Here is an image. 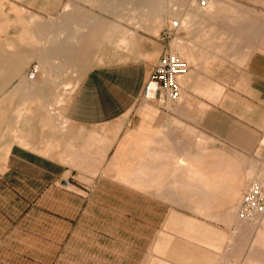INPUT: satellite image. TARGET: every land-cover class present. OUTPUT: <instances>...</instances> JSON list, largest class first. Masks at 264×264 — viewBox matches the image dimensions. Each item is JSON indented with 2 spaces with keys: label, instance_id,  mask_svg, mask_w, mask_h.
Listing matches in <instances>:
<instances>
[{
  "label": "crops",
  "instance_id": "1",
  "mask_svg": "<svg viewBox=\"0 0 264 264\" xmlns=\"http://www.w3.org/2000/svg\"><path fill=\"white\" fill-rule=\"evenodd\" d=\"M183 1L0 0V114L3 91L25 98L0 140V264L225 261L226 223L264 167V51L208 68L188 53L174 109L142 121L162 30L172 15L194 17ZM236 29L257 31L243 19ZM236 219L240 237L257 228L238 264H264L251 250L264 246V215Z\"/></svg>",
  "mask_w": 264,
  "mask_h": 264
},
{
  "label": "rangeland",
  "instance_id": "2",
  "mask_svg": "<svg viewBox=\"0 0 264 264\" xmlns=\"http://www.w3.org/2000/svg\"><path fill=\"white\" fill-rule=\"evenodd\" d=\"M259 7L256 8L255 5ZM180 6L188 11L194 13V17L189 16L186 13L184 16H170L168 21L172 19H180L182 21V28L188 27L186 36L178 35L176 38L181 40V45L184 50L181 53L184 57H187L188 53H194V56L204 59L208 68L209 64L218 61L219 63H232L237 61L238 56L245 55L253 52L255 47H263L264 51V10L261 11V7H264V0H241V1H229V0H208L206 11H201L196 4V0H185L180 2ZM258 10V11H257ZM243 19L250 21L256 27V33L251 39L242 37L236 29L237 21ZM191 35L192 38L191 39ZM248 42V45L244 49H230L224 48L227 45H241L242 42ZM172 44L174 42L172 41ZM185 46V47H184ZM248 46L250 48H248ZM173 48L175 46L173 45ZM190 62H194L193 57L188 58ZM7 83H2V89L9 87ZM20 93V91H18ZM8 95V96H7ZM25 98L18 96L9 97V92L3 91V97L1 98V114H0V140L4 143L7 141L12 129L13 124L17 116V112L24 102ZM135 115L141 117L142 121L153 122L155 120H161L160 115H168L166 112L169 109H174V105H167L165 108L158 105L156 102L144 101L139 99L135 106ZM169 116V115H168ZM166 119V118H163ZM168 121V119H166ZM264 143V142H263ZM4 149V146L2 147ZM258 157L264 158L263 153H259ZM245 163V161H243ZM262 162L257 163V168L247 178L248 185L255 179L264 176V167H260ZM264 164V163H263ZM263 179V178H262ZM264 180V179H263ZM243 189V190H244ZM237 207H235L234 219L230 224L226 223V255L225 261L241 260V257L250 251L251 239L257 234V231H247L245 235L240 237L239 233L232 232L234 225L237 223L236 219ZM195 216H204V214L197 210L192 211ZM224 214V211L222 212ZM192 214V213H191ZM263 220L258 227L263 226ZM251 250L257 251L258 256L262 255L264 246L260 243L254 242ZM239 251L237 256L232 253ZM264 258V256H263Z\"/></svg>",
  "mask_w": 264,
  "mask_h": 264
},
{
  "label": "built area",
  "instance_id": "3",
  "mask_svg": "<svg viewBox=\"0 0 264 264\" xmlns=\"http://www.w3.org/2000/svg\"><path fill=\"white\" fill-rule=\"evenodd\" d=\"M202 6L208 5V0H199ZM182 21L172 19L162 30V37L167 41L166 48L162 51L152 73L146 79L141 93L144 101L156 102L165 108L180 100L182 91V76L185 75L190 65L179 50L173 48V41L179 34ZM39 68L31 65L27 77L32 79ZM264 212V180H253L243 193L237 214L242 219L256 220ZM220 264H238L224 261Z\"/></svg>",
  "mask_w": 264,
  "mask_h": 264
},
{
  "label": "bare ground",
  "instance_id": "4",
  "mask_svg": "<svg viewBox=\"0 0 264 264\" xmlns=\"http://www.w3.org/2000/svg\"><path fill=\"white\" fill-rule=\"evenodd\" d=\"M177 38H175L174 40H176ZM174 45V44H173ZM175 46V48L177 49V50H179L180 51V53L182 52L181 50H180V48L177 46V45H174ZM263 215H264V212L261 214V215H259L258 217H257V219L256 220H253L255 223H259L260 222V220H261V218L263 217ZM227 262H235V261H227ZM236 263H238V262H236Z\"/></svg>",
  "mask_w": 264,
  "mask_h": 264
}]
</instances>
